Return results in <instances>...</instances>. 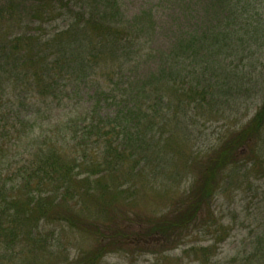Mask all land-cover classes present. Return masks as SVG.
<instances>
[{"label": "trees", "instance_id": "trees-1", "mask_svg": "<svg viewBox=\"0 0 264 264\" xmlns=\"http://www.w3.org/2000/svg\"><path fill=\"white\" fill-rule=\"evenodd\" d=\"M155 1L127 17L122 0H30L38 18H66V28L46 38L0 37V264L43 262L50 223L94 237L65 264L154 254L200 230L212 243L183 254L222 263L218 249L235 237L237 221L220 217L216 203L264 177V0ZM144 64L148 73L139 72ZM81 86L95 91L87 107L73 99ZM252 105L249 121L188 156L200 113L231 117ZM56 109L66 110L65 120L45 128ZM175 155L191 185L164 215L134 212L136 182H154ZM254 190L263 211L264 192ZM125 198L128 211L119 206ZM252 223L253 236L235 239L244 248L222 264H264V221Z\"/></svg>", "mask_w": 264, "mask_h": 264}, {"label": "rangeland", "instance_id": "rangeland-1", "mask_svg": "<svg viewBox=\"0 0 264 264\" xmlns=\"http://www.w3.org/2000/svg\"><path fill=\"white\" fill-rule=\"evenodd\" d=\"M9 1L14 5V9L2 12L1 6L4 2L7 3ZM150 2L151 0H122V9L128 17V15L134 14L147 7ZM154 3H156L155 0ZM23 4L27 7H23ZM37 16L41 17V15L33 11V5L30 3V0H0V37H9L12 39L21 34L32 36H36L35 34H37L40 35V37L46 38L65 29L67 26L66 18L58 17L48 20V17L38 18ZM109 68L110 67L103 66L100 69L107 70ZM151 69V64H144L139 72L148 73ZM92 79H95V77H92ZM78 89L79 92L77 97L73 98L74 101L80 102V104L85 107L89 106L90 97L94 95L95 91L91 87L86 88L84 86ZM75 92H77V90ZM251 95L253 97L252 102L257 103L256 96L258 97V92L254 91ZM251 95L241 92L243 98H250ZM255 108L256 106L252 105L248 113L242 110L240 114H236V116L232 115L231 117L214 113L211 115L213 118L210 119L200 113L196 118V131H194L192 135V137H194L193 139L191 138L190 143L188 142L187 147L185 146V151L188 153V156L192 153H205L206 151H210L212 147L218 143L219 139L223 137L227 128H235L236 125H243L249 121L255 113ZM53 113L54 115H52L51 123L47 125V121L44 122L45 128L57 127L65 120V109H56ZM187 129L191 131L193 128L188 127ZM167 169L168 170L164 173L158 175L154 182L150 181L148 178L142 179L145 183H148L145 187H141L143 181L138 180L136 182L138 193L130 206L133 211L135 210L134 212L143 216L164 215L171 201L179 194L184 193L191 185L192 173L189 168L185 166V160L182 157L175 155V162ZM174 169H177L180 178L172 179L171 176H169L170 172L176 173V171H173ZM83 177L85 176H80L82 180L84 179ZM83 184L84 183H78V185L84 187ZM244 189L245 187L241 191ZM254 189H259L260 194L264 192V177L262 180L255 183L253 191L241 193L239 191L233 192V189H229V191L221 196L216 203V210L220 211L219 214H222L219 215L220 217L225 216L230 218V220L231 217H233L237 221V224H235L236 228L232 232V236L235 235V237L230 238L218 249V261L222 263L229 255H235L244 248L243 243L237 242L236 240L240 241L243 237L246 238L247 235L250 237L253 236L255 228L258 227L256 224L252 223L255 217L259 216L264 221V210H259L260 206L258 203L261 199L258 201L253 199V197L257 195ZM119 206L128 211V199H121ZM258 211L261 213L255 215ZM246 218L248 219L244 222ZM233 226L234 225L231 227ZM46 228L49 230L46 232L47 234L49 233L48 236L46 235L48 239L46 242L49 243V249H52V251L48 256L46 255V259L39 257L43 260V262L39 261V264H65L67 259H69L70 262L77 256L76 254L80 249L90 248L93 241H95L93 236H88L77 228H70L65 224L50 223ZM262 229L264 230V227ZM260 230H257V232ZM53 232L56 237L51 235ZM212 241L213 235L209 233L208 230H200L187 237L179 245L175 244L172 246L160 247V244L153 248V251H158L157 253L141 252L137 254L134 252L132 255H128V251H123L108 255L100 264H195L194 257L185 256L183 251L193 246H206L212 243ZM144 249H146V247H144Z\"/></svg>", "mask_w": 264, "mask_h": 264}]
</instances>
